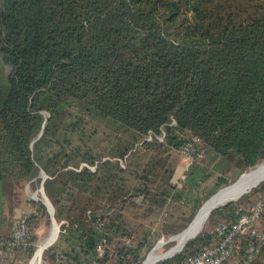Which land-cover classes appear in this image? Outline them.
I'll return each mask as SVG.
<instances>
[{
  "label": "trees",
  "instance_id": "trees-1",
  "mask_svg": "<svg viewBox=\"0 0 264 264\" xmlns=\"http://www.w3.org/2000/svg\"><path fill=\"white\" fill-rule=\"evenodd\" d=\"M0 58L9 67L0 86V203L5 180L35 187L40 169L46 172L44 191L62 221L60 242L43 250L51 264H141L160 231L150 236L145 228L125 242L132 231L113 206L137 207L133 198L141 194L145 205L148 195L162 193L183 208L181 222H162L164 233H176L212 192L264 160V0H0ZM76 104L116 119L146 150L155 144L177 150L197 137L180 184L168 182L163 167L164 183L150 192L148 173H157L150 167L137 174L131 166L126 184L118 161L99 171L79 166L80 159L101 163L96 156L63 162L50 156L42 145L47 127ZM101 191L106 196L97 197ZM263 195L264 180L212 209L178 253L154 264L183 262L210 245L218 224ZM26 220L32 231L34 220L31 226ZM9 239L0 236L1 253H32V245L12 247ZM237 243L221 264H264V241L241 235Z\"/></svg>",
  "mask_w": 264,
  "mask_h": 264
},
{
  "label": "rangeland",
  "instance_id": "rangeland-1",
  "mask_svg": "<svg viewBox=\"0 0 264 264\" xmlns=\"http://www.w3.org/2000/svg\"><path fill=\"white\" fill-rule=\"evenodd\" d=\"M8 70L9 67L6 66L0 58L1 87H3L7 82ZM74 107L75 109H73ZM70 108L72 109L68 111L64 119L60 118L47 127V134L42 142V145L48 147V153L50 156L59 158L61 162L74 159L78 160V158H80L81 156H96L101 158V163L98 162L100 159L94 160L93 163L86 162L80 159L79 166L81 167L85 165L91 170H96V168L98 167L99 171L113 166L115 163L114 161H118L121 167L125 168V173L121 175L122 178L120 180L124 182V179L127 178L126 184H129V180L132 179L129 175L131 166L132 169L135 168L136 170H138L137 174L141 173L142 165L150 167L157 172L156 174H153L151 170L148 173L151 176L150 178L152 180L154 179V182L146 179L150 181L148 183L151 187L150 192H154L153 190H158L161 187L160 185L164 183L163 167L168 168V171L170 172H167L166 174L167 177L168 174L170 177V180H168V182L171 181L173 184H177V186L180 184L182 177L186 174V171L190 165L188 164L187 158L180 154L177 150L174 149L173 151L171 150L168 152L165 146H159L158 144H155L146 150L145 146L142 145L140 141L133 140V138L130 136L132 134L125 131V127L120 125L116 119L100 111H88L77 104L75 106H71ZM64 121H66V124ZM71 122L73 124L71 126H68ZM162 140L163 138L160 139L159 142H162ZM124 146H131V148L126 152L125 155L119 156L118 154H120L119 152ZM110 155L115 156L110 157ZM207 160L208 158H205L200 162L204 163ZM139 165H141V167H139ZM141 180L142 178L138 179L135 177V182L137 184H141L143 182V180ZM40 182L41 179L39 183H36L35 187H33V185L30 183V180L22 179L13 181L5 180L2 184L3 190L0 203V236L8 235L9 237H11L18 222L22 221L28 227L26 218L28 219L30 226L31 222L34 220L32 231L31 229L29 230L28 227V233L30 236L29 242L34 249L28 256H25V254L20 255L14 249L9 253L6 251L5 253H1L0 250V264H51L49 260H46L43 257V250L47 247H54V245L60 242L58 240V236L62 230L60 227L62 221L57 220L55 216V221H53L49 212V207L47 206V203H45L46 201L44 202L39 198ZM208 182V187L206 189L212 187V182H214V180L210 179ZM218 189H216L214 192H216ZM214 192H212L207 198H209ZM99 194L101 196H106L107 193L105 191H101L96 196L100 197ZM143 195L144 194H141L133 198V200L136 201L137 207L126 205L124 208L120 209L118 208V206L116 208L113 206V209L116 212L121 213V219L125 227L128 230L132 231L129 239L123 238L125 242L133 241L134 238H137L138 236H140V234H142L141 232L145 228H149L150 236H155L156 232L160 231L157 239L152 245L153 247L159 240L163 239L164 241H166L170 235L175 234L164 233L161 230L162 222H164L165 220H169V217H175V222H181V220L183 219H181L179 216L183 211V208L176 209V207L171 206V202L169 203L170 199L159 192L152 194V196L148 195L145 205L143 203L142 205H139V203L141 202V197ZM206 199H204L203 202ZM158 202L160 203L157 204ZM151 204L153 206V210L147 211L145 209V206L147 207ZM41 207H45L47 215L44 214ZM37 208H40L41 210ZM171 211L175 214V216H170ZM187 211L188 210H186L185 212ZM188 213H186L185 215H188ZM32 214H34V216L29 220V217L32 216ZM195 214L193 215V217L195 216ZM192 218L186 223L185 226L189 224ZM54 224L59 227L57 237L55 236L56 238L52 240V243L50 242V245H48L49 243H47L40 254H36L38 249L41 247V244L43 242L45 243V241L50 237ZM181 230L178 232H181ZM208 230L211 229L208 228ZM34 234L35 238L32 239L31 236ZM174 243L175 240H169L162 243V245L158 249H156V253L164 252L169 247L174 245ZM0 244L2 243L0 242ZM152 247L146 252L144 258L152 249ZM100 252L103 253L102 248L100 249ZM116 252L117 248L112 247V249L110 250V258L112 260H114V258L116 257ZM2 254L4 256H1Z\"/></svg>",
  "mask_w": 264,
  "mask_h": 264
},
{
  "label": "built area",
  "instance_id": "built-area-1",
  "mask_svg": "<svg viewBox=\"0 0 264 264\" xmlns=\"http://www.w3.org/2000/svg\"><path fill=\"white\" fill-rule=\"evenodd\" d=\"M146 138L151 139V135L149 134ZM158 138L162 139L163 136H158ZM197 141V137H193L177 148L178 152L187 158L188 164L193 161L194 155L197 153ZM197 155H200V153ZM263 207L264 195L248 206L237 207L233 220L222 222L214 228L213 241L210 245L203 247L177 264H221L236 248L238 245L237 239L241 235L251 237L253 242L264 241V226L260 225ZM29 238L28 227L20 221L9 239V244L25 249L30 245ZM247 244L248 251L253 252L254 244L251 242Z\"/></svg>",
  "mask_w": 264,
  "mask_h": 264
},
{
  "label": "water",
  "instance_id": "water-1",
  "mask_svg": "<svg viewBox=\"0 0 264 264\" xmlns=\"http://www.w3.org/2000/svg\"><path fill=\"white\" fill-rule=\"evenodd\" d=\"M45 118H46V117H45ZM42 129H43V124H42V127H41V129H40V131H39L37 137H39V136L41 135V133H42ZM35 139H36V138H35ZM35 139H34V140H35ZM34 140H33V141H34ZM33 141H32V142H33ZM32 142H31V143H32ZM262 161H263V160H262ZM262 161H260V162H262ZM260 162H259V163H260ZM259 163H257V164H259ZM257 164H256V165H257ZM256 165H255V166H256ZM255 166H253V167H255ZM251 168H252V167H251ZM251 168H249V169L243 171L242 173H240V174L237 176V178H236L235 180H233L232 182L226 184V185L223 186V187H220L216 192H214L209 198H207V199H206V200L200 205V207L198 208L196 214L199 212V210L201 209V207L204 205L205 202H207L208 200H210V199H212V198H214V197H217L222 191L234 189V188H236V187H239V186L243 185L245 182H247V180H248V178L250 177L251 173L254 171V169H253V168L251 169ZM39 174H40V177H41L40 188H39V193H40V197H39V198H40L42 201H44V202L46 201L45 203H47V206L49 207V212H50L51 218H52L53 221H55V219H54V208H53V206H52L50 200L48 199L47 195L45 194L44 187H43V183H44L45 178L47 177V174H46V172H45L43 169H40ZM262 180H264V175H263L262 177H260L256 182L252 183L251 185H249V186H247V187H244V188H241V190L239 191V193H238L237 195H235L234 197H231V198H229V199H227V200H225V201H223V202H217V203L213 204V205L208 209V211H207L205 217L203 218V220H202V222H201V225H200L199 229H198L197 231H195L193 234H191L190 236H188L187 238H185L180 244H174V245H172L171 247H169L167 250H165L164 252L159 253L158 256L156 257L154 263L157 262V261H159V260L167 259V258H169V257H171V256H173V255H175L176 253H178V252L183 248V246L185 245V243H186L189 239H191L192 237H194V236H195V235L201 230V228H202L203 225H204V222H205L206 218L208 217V215H209V213L211 212L212 209H214V208H216V207H218V206H220V205H224V204H226L227 202H229V201H231V200H236V199L239 198L243 193L249 191L251 188H253L254 186H256V185H257L259 182H261ZM196 214H195V216H196ZM195 216H194V217H195ZM194 217H193V218H194ZM193 218H192V220H193ZM192 220H191V221H192ZM191 221H190V222H191ZM190 222H189V224H190ZM189 224H188V225H189ZM188 225H187V226H188ZM187 226H186V227H187ZM184 229H185V228H184ZM184 229H183V230H184ZM181 231H182V230H181ZM58 232H59V227H58ZM58 232H57V234H58ZM177 234H179V232L170 235L166 241H169V240H175V237L177 236ZM56 237H57V235H56ZM56 237H55V238H56ZM159 241H160V240H159ZM159 241H158V242H159ZM166 241H164L163 239H161V242H162V243H164V242H166ZM52 242H53V241H52ZM52 242H51V243H52ZM158 242H157V243H158ZM51 243H49L48 245H50ZM157 243L152 247V249H154V248L156 247ZM152 249H151V250H152ZM151 250H150V251H151ZM150 251H149V252H150ZM149 252H148V253H149ZM148 253H147V255H148ZM147 255H146V257H147ZM146 257H145V258H146ZM145 258H144V259H145ZM143 261H144V260H143ZM143 261H142V262H143ZM142 262H141V264H142Z\"/></svg>",
  "mask_w": 264,
  "mask_h": 264
},
{
  "label": "bare ground",
  "instance_id": "bare-ground-1",
  "mask_svg": "<svg viewBox=\"0 0 264 264\" xmlns=\"http://www.w3.org/2000/svg\"><path fill=\"white\" fill-rule=\"evenodd\" d=\"M252 168L254 169V171L251 173L247 182H245L243 185L236 187L234 189H231V190L222 191L217 197H214L208 200L207 202H205L204 205L199 210V212L194 217V219L190 222V224L184 230L179 232V234H177V236L175 237L174 244H180L185 238H187L188 236H190L191 234H193L195 231L199 229L201 222L203 218L205 217L208 209L213 204L217 202H223L231 197H234L235 195L239 193L241 188L251 185L252 183L256 182L260 177H262L264 175V160ZM57 232H58V226L54 224L50 237L45 241V243L43 242L41 244V247L38 249L36 254H40L44 246L47 245V243L52 242ZM161 245H162V242L160 240L157 243L156 247L148 253L147 257L144 259L142 264H154V261L159 254V253H156V249H158Z\"/></svg>",
  "mask_w": 264,
  "mask_h": 264
},
{
  "label": "crops",
  "instance_id": "crops-1",
  "mask_svg": "<svg viewBox=\"0 0 264 264\" xmlns=\"http://www.w3.org/2000/svg\"><path fill=\"white\" fill-rule=\"evenodd\" d=\"M1 220V219H0Z\"/></svg>",
  "mask_w": 264,
  "mask_h": 264
}]
</instances>
